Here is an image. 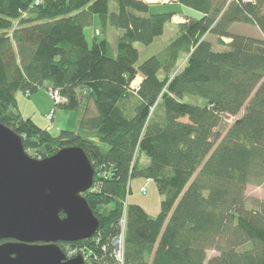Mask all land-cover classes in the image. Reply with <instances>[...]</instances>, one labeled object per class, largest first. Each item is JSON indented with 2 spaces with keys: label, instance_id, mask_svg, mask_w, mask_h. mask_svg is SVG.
I'll use <instances>...</instances> for the list:
<instances>
[{
  "label": "trees",
  "instance_id": "obj_1",
  "mask_svg": "<svg viewBox=\"0 0 264 264\" xmlns=\"http://www.w3.org/2000/svg\"><path fill=\"white\" fill-rule=\"evenodd\" d=\"M145 1L0 0V123L36 160L69 147L87 154L96 172L84 197L101 225L59 245L85 250L86 264H115L121 233L124 264H264V199L246 194L264 187V39L232 32L264 35V0H175L199 15L183 23ZM94 27L102 38L91 43ZM168 27L173 38L139 64L137 45ZM40 88L57 90L63 111L82 110L77 132L54 136L22 117L17 92ZM136 177L156 184L157 217L130 204Z\"/></svg>",
  "mask_w": 264,
  "mask_h": 264
},
{
  "label": "water",
  "instance_id": "obj_2",
  "mask_svg": "<svg viewBox=\"0 0 264 264\" xmlns=\"http://www.w3.org/2000/svg\"><path fill=\"white\" fill-rule=\"evenodd\" d=\"M69 148L36 160L0 123V264H86L59 246L91 239L101 225L84 197L96 170L82 148Z\"/></svg>",
  "mask_w": 264,
  "mask_h": 264
},
{
  "label": "rangeland",
  "instance_id": "obj_3",
  "mask_svg": "<svg viewBox=\"0 0 264 264\" xmlns=\"http://www.w3.org/2000/svg\"><path fill=\"white\" fill-rule=\"evenodd\" d=\"M160 2L165 3V4H162L159 7H157V9L155 11L160 12V13L161 12H166V13L176 12V14H178V15L175 16V18H177L175 23H183L184 21H186L184 14L185 15H191L192 17H197V18L199 17V15L197 13H195L194 11L192 12L183 6L180 7V6H178L174 3H171L170 1H167V0H154V1H149V2L145 1V3H147V4H149V3L150 4H156V3H160ZM97 30L99 32H101L100 28H98V27H97ZM97 30L95 28H91V29L86 30V37L89 40V42L92 43V35L96 34ZM173 30H174V28L168 27L166 34L164 36H162L161 38L156 39L149 46L137 45V48L141 49V50H139V52H140L139 53V59H140L139 64H141L145 60L149 59L150 56H152L153 54L161 51L163 46L166 44L167 40L170 39L171 37H173ZM232 32L236 33V34L239 33V34L246 35V36L249 35V36L255 37L257 39H259V38L264 39V35L262 34V32L260 30H258V28H256L255 26H251V25H248V26L242 25V24L234 25L232 27ZM107 37L110 39V41H112L113 43H116V40L118 39L117 38L118 34L115 33L114 31L110 30V31H108ZM208 38L213 44L217 45L215 38H213L212 36H209ZM218 46H216V47L218 48ZM138 80H136V81H138ZM139 82H141V80ZM77 93L82 97V100H84V98L89 95L88 89H86L85 87L78 88ZM55 96H56V94L51 95L49 90L42 89V88L38 89V91L34 95L30 94L29 92L23 93L21 91L17 92V94H16L17 104H18V107L20 108V112L22 113V116L24 118H28V116H33L34 123L38 124L39 119L46 120V117H47V120H48L47 122L50 125V128L52 129L51 133L54 136H57L61 131L77 132L79 130L78 129V127H79L78 121H79V118L82 114V110L79 112H65V111H63L61 109L62 103H60L58 101L56 102V100L54 99ZM58 96L60 97L59 94H58ZM35 98H37V104H38L39 108L31 103V101L35 100ZM46 109H49V112L51 111L52 114H49L45 117V113H44L45 111L44 110H46ZM54 113H56L55 115L57 116L55 119L53 117ZM59 113H64V115L67 116L66 119H63V121H61V116H59ZM60 121L62 122L61 127H59ZM233 121L234 120H231V122H233ZM40 127H42V126L40 125ZM30 150H31L30 154L34 156L36 154L35 150H33V149H30ZM147 163H148V159H144L141 164H142V166L146 167ZM143 185L144 186L146 185V180L144 178H141V177H136V179H134L132 181V184H131L132 194L129 195L128 200H129L130 204L139 205L147 213H149L151 216L157 217L159 215V213L162 211V209H161L162 198H160L158 188L156 187V184L152 181L148 186L147 195H142L140 193V189H141L140 187ZM246 194L250 198H256V197L263 198L264 197V189L260 188V187H256V186L255 187H249L246 191ZM121 228H122V225H121ZM118 239L119 240L117 241L118 242L117 244H118V246H121V250H122L121 254H122L123 260L125 261V254H124L125 244H126L125 243V235L118 238ZM116 240L117 239H115V241ZM67 252H69V253L77 252V254H79V252L80 253L82 252L85 255V250L79 249L78 251H75V250L73 251V250H71V248L69 246H67ZM216 255H217L216 252L211 251L209 253L208 257L210 259V258L215 257ZM114 259H115V257H114ZM124 261H123V264H124ZM115 264H116V260H115Z\"/></svg>",
  "mask_w": 264,
  "mask_h": 264
},
{
  "label": "built area",
  "instance_id": "obj_4",
  "mask_svg": "<svg viewBox=\"0 0 264 264\" xmlns=\"http://www.w3.org/2000/svg\"><path fill=\"white\" fill-rule=\"evenodd\" d=\"M145 1V0H144ZM177 20V18H175L173 21L175 22ZM139 79V80H138ZM136 80H138V81H135L134 83H133V89H135V90H139V87H140V85H141V82H142V80L140 79V78H137ZM141 80V82H139ZM50 94L51 95H53V94H56V96L54 97V99L56 100V102L58 101V102H60V103H63L64 102V100L61 98V95L58 93V91L56 90V91H50ZM58 94L60 95V97L58 96ZM58 96V97H57ZM152 182V180H150V179H148L147 180V184L142 188V190H141V192L144 194V195H146L147 194V192H148V188H147V186L150 184ZM121 225H122V230H124V228H125V221L123 220L122 221V223H121ZM122 236H124V233H121L118 237H117V240L115 241L114 240V242H113V244H114V249H113V253H112V255H114V257H115V260H116V263L117 264H123V257H122V254H121V246H118V238H120V237H122ZM76 251V250H75ZM67 254V256L70 258V259H73V258H75L76 257V255H78L77 254V252H74V253H69V252H67L66 253ZM75 254V255H74ZM74 255V256H73ZM120 262V263H119Z\"/></svg>",
  "mask_w": 264,
  "mask_h": 264
},
{
  "label": "crops",
  "instance_id": "obj_5",
  "mask_svg": "<svg viewBox=\"0 0 264 264\" xmlns=\"http://www.w3.org/2000/svg\"><path fill=\"white\" fill-rule=\"evenodd\" d=\"M146 1H151V0H146ZM167 1H170V2H174L175 0H167ZM162 4H165V3H156V5H162ZM158 6V7H159ZM96 30H97V27H94ZM171 28H173V27H171ZM90 29V28H89ZM166 32H167V29H166ZM174 32H175V30H173V36H174ZM99 33V34H98ZM166 34V33H165ZM172 36V35H171ZM102 38V35H101V32H99L98 30H97V33L96 34H93L92 35V40L94 39V38ZM173 37H171L170 39H168L167 40V42L169 41V40H171ZM117 41V40H116ZM112 42V41H111ZM112 44L113 45H115L116 43H113L112 42ZM163 48H164V46H163ZM139 49V48H138ZM139 50H141V49H139ZM162 50V49H161ZM160 52V51H159ZM159 52H157V53H159ZM157 53H155V54H157ZM155 54H153V55H155ZM150 57H152V56H150ZM31 103L33 104V105H35L36 107H38V104H37V98H35V100H33V101H31ZM39 108V107H38ZM19 110H20V108H19ZM41 110V109H40ZM45 112V117L47 116V115H49V114H52V112L50 111L49 112V109H46V110H44ZM56 113H54V115H53V117H54V119L57 117L56 115H55ZM21 115H22V113H21ZM59 116H61V121H63V119H66V117L67 116H65L64 115V113H59ZM23 117V116H22ZM24 118V117H23ZM28 118H30V119H32L33 121H34V119H33V116H28ZM48 120H47V117H46V120H43V119H39V122H38V124L37 125H39V127H40V125L43 127V129H45V130H49L50 132H52L51 130V128H50V125L48 124V122H47ZM60 121V126L59 127H61L62 126V122ZM41 123V124H40ZM45 125V126H44ZM42 127H40V128H42ZM78 129H79V127H78ZM260 188H263L264 189V187H260ZM249 197V196H248ZM257 199H259V200H263L264 199V197L263 198H261V197H256ZM255 198V199H256Z\"/></svg>",
  "mask_w": 264,
  "mask_h": 264
},
{
  "label": "flooded vegetation",
  "instance_id": "obj_6",
  "mask_svg": "<svg viewBox=\"0 0 264 264\" xmlns=\"http://www.w3.org/2000/svg\"><path fill=\"white\" fill-rule=\"evenodd\" d=\"M2 243H4V242H2ZM2 243H0V244H2ZM60 245H62V246H63V245H66V244H60Z\"/></svg>",
  "mask_w": 264,
  "mask_h": 264
},
{
  "label": "bare ground",
  "instance_id": "obj_7",
  "mask_svg": "<svg viewBox=\"0 0 264 264\" xmlns=\"http://www.w3.org/2000/svg\"><path fill=\"white\" fill-rule=\"evenodd\" d=\"M151 1H154V0H151Z\"/></svg>",
  "mask_w": 264,
  "mask_h": 264
}]
</instances>
